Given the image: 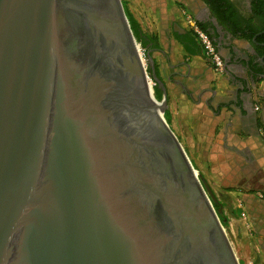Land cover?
I'll use <instances>...</instances> for the list:
<instances>
[{
    "label": "water",
    "instance_id": "95a60500",
    "mask_svg": "<svg viewBox=\"0 0 264 264\" xmlns=\"http://www.w3.org/2000/svg\"><path fill=\"white\" fill-rule=\"evenodd\" d=\"M134 43L120 0H0V264H239Z\"/></svg>",
    "mask_w": 264,
    "mask_h": 264
},
{
    "label": "crops",
    "instance_id": "0c3cea01",
    "mask_svg": "<svg viewBox=\"0 0 264 264\" xmlns=\"http://www.w3.org/2000/svg\"><path fill=\"white\" fill-rule=\"evenodd\" d=\"M159 2L163 8L153 4L154 25L145 32L153 40L147 52L168 123L191 155L206 158L213 178L227 190L228 204L242 207L251 229L227 211L222 216L232 220L236 235L254 237L253 263L242 253L243 264H264V79L246 67L255 59L252 38L232 34L206 0ZM186 16L216 41L224 74L214 73L203 52L190 45Z\"/></svg>",
    "mask_w": 264,
    "mask_h": 264
},
{
    "label": "rangeland",
    "instance_id": "374dc122",
    "mask_svg": "<svg viewBox=\"0 0 264 264\" xmlns=\"http://www.w3.org/2000/svg\"><path fill=\"white\" fill-rule=\"evenodd\" d=\"M121 3L123 2L124 7L127 9V11L133 16V18L137 21L139 26L144 29L145 31L151 30L150 27L154 25V22L150 21L152 19V12L151 9L153 7V4H156V6H159V9L162 10V5L163 3L159 2L161 0H120ZM158 26H160V21L156 22ZM146 33V32H145ZM136 42V41H135ZM136 44H139L136 42ZM140 51L142 53V58L144 60V68L147 72V67H148V58H147V53L146 51L140 46ZM148 74V73H147ZM149 76V75H148ZM150 77V76H149ZM154 88H155V83L152 81V91L154 94ZM155 97V94H154ZM161 100H164L161 98ZM165 103V101H163ZM166 104V103H165ZM166 110V109H165ZM166 114H163V117L168 124V127L171 129L173 132V128L171 125L168 123L167 118H165ZM175 137L177 138L178 142L180 143L181 147L183 148L188 160L190 161L194 171L197 172L198 178L201 180V183L203 185H206L207 188L209 189L211 193V197L208 195L210 198L211 202H215L218 205V208L216 210L217 213H221V215L224 214V212L227 211V215H230L231 217L234 216L237 221H240L239 218L244 219L241 210L242 207H235L234 204H228V196H227V190L221 188L218 185L217 180L213 178V173L210 171V166L208 165V162H206V158H203L202 156H193L191 155L190 148L186 146V143L182 142L179 140L177 134H175ZM201 161H205L204 165L201 164ZM207 193V192H206ZM228 198V199H227ZM240 210L238 212L237 210ZM233 209V210H231ZM226 224L223 226L224 231L226 233V236L230 242V245L236 255V258L238 259L239 264H243L244 262L241 260V254L245 253L247 257H250L252 259V263L254 260V255H255V249L256 246L255 244H252L254 237L249 236L248 238L243 237V235L240 233L239 235H236L233 231L234 227L233 224H231V219H225ZM235 221V220H234ZM244 225L247 228H250V224L248 222V219L242 220ZM241 221V222H242ZM251 229V228H250ZM250 229H246L248 232ZM248 234H251V232H248ZM251 242V244H250Z\"/></svg>",
    "mask_w": 264,
    "mask_h": 264
},
{
    "label": "flooded vegetation",
    "instance_id": "af4514ba",
    "mask_svg": "<svg viewBox=\"0 0 264 264\" xmlns=\"http://www.w3.org/2000/svg\"><path fill=\"white\" fill-rule=\"evenodd\" d=\"M225 1L227 2V4L229 5V7L231 9V11H230L231 12V20H230L229 24L224 23L223 22L224 20L218 18L216 14H215V16L218 19V21L222 22L224 24V26L226 28H228V30L230 32H232V34H236V35L240 36L241 38L251 36L252 42L254 44L253 48L251 49V53H252V56H254V58H255L254 59L255 63L252 64L250 61L249 65L252 66V68H254V69H258L259 74H260V75H258V77L262 76V79H264V0H225ZM207 34L210 36L209 33H207ZM188 36L190 39V42H189L190 45H192V42H193L195 44V46L203 52V49H202L200 43L198 42L197 38L195 37V35L193 34V32L190 28L188 29ZM254 37H255V41H253ZM210 38L213 41V43L216 42L212 39L211 36H210ZM216 44H215L216 49L220 54V49L218 48V46ZM151 45L152 44L150 43L148 45V48ZM148 48H147V50H148ZM146 53H147V58H148V67L150 69V75H152L154 73L156 76V70L154 68V63L150 64V61H149L150 56L148 55L147 51H146ZM221 57H222V55H221ZM205 58H206V56H205ZM206 60L210 64V67L213 70V72L217 74V72H215L213 65L210 62V60L208 58H206ZM223 65H224V71H225L224 60H223ZM248 71L250 72L251 75H253V73L249 69H248ZM221 74H224V72ZM156 79H157V77H156ZM154 83H155L156 90H158V80L154 81Z\"/></svg>",
    "mask_w": 264,
    "mask_h": 264
},
{
    "label": "trees",
    "instance_id": "16d2710c",
    "mask_svg": "<svg viewBox=\"0 0 264 264\" xmlns=\"http://www.w3.org/2000/svg\"><path fill=\"white\" fill-rule=\"evenodd\" d=\"M206 1L210 5L214 14H216L218 18L224 20L223 21L224 23L229 24V22L231 20V12H230L231 9H230V7L226 1L225 0H206ZM122 6H123L124 13H125L126 18L128 20V24L130 26V29H131V32L134 36L135 41L137 43H139L140 46L145 51H147L148 45L153 42L152 38H150V36H148L145 32H143L141 30L137 21L133 18V16L124 7L123 2H122ZM147 73L149 76H151L149 67H147ZM154 94H155V98L157 100H161L160 93L158 92V90H156V88H154ZM165 118H166V116H165ZM212 205H213L214 209L217 210L218 205L215 202H212ZM217 214H218V218L220 219L221 224L223 226H225L226 221H225L224 217L221 215V213H217Z\"/></svg>",
    "mask_w": 264,
    "mask_h": 264
},
{
    "label": "built area",
    "instance_id": "2783aa9c",
    "mask_svg": "<svg viewBox=\"0 0 264 264\" xmlns=\"http://www.w3.org/2000/svg\"><path fill=\"white\" fill-rule=\"evenodd\" d=\"M186 24L192 30L193 34L197 38L198 42L200 43L203 49L204 56H206V58L210 60L215 72H217V74L223 73L224 72L223 59L221 55L219 54V52L217 51L216 46L211 40L210 36L197 25L195 19L192 18L191 16H186ZM137 45L140 48V44H137ZM143 69L146 73V78L152 83L144 67ZM152 94H153V91H152ZM256 110H258V108H256ZM195 173L197 174L196 171Z\"/></svg>",
    "mask_w": 264,
    "mask_h": 264
},
{
    "label": "bare ground",
    "instance_id": "6f19581e",
    "mask_svg": "<svg viewBox=\"0 0 264 264\" xmlns=\"http://www.w3.org/2000/svg\"><path fill=\"white\" fill-rule=\"evenodd\" d=\"M134 49H135L136 55L138 56V59L140 60V62L142 64V67H145L144 62H143V58H142V53L140 51L139 46L136 43H134ZM146 82H147V86H148V88L152 94V83L147 78H146Z\"/></svg>",
    "mask_w": 264,
    "mask_h": 264
}]
</instances>
